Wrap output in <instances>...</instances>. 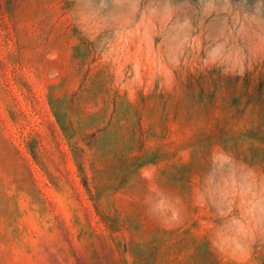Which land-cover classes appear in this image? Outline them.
Masks as SVG:
<instances>
[{"label": "rangeland", "instance_id": "1", "mask_svg": "<svg viewBox=\"0 0 264 264\" xmlns=\"http://www.w3.org/2000/svg\"><path fill=\"white\" fill-rule=\"evenodd\" d=\"M0 264H264V0H0Z\"/></svg>", "mask_w": 264, "mask_h": 264}]
</instances>
